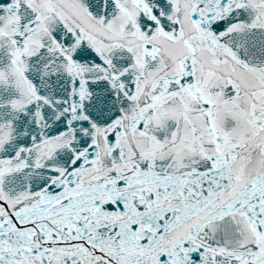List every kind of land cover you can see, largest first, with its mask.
I'll list each match as a JSON object with an SVG mask.
<instances>
[{
	"label": "snow or ice",
	"instance_id": "6c2138e0",
	"mask_svg": "<svg viewBox=\"0 0 264 264\" xmlns=\"http://www.w3.org/2000/svg\"><path fill=\"white\" fill-rule=\"evenodd\" d=\"M0 264H264V0H0Z\"/></svg>",
	"mask_w": 264,
	"mask_h": 264
}]
</instances>
